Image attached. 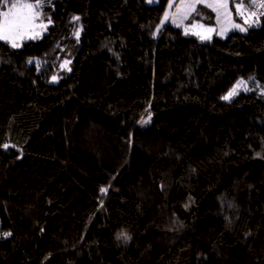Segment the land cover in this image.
<instances>
[{
	"label": "trees",
	"instance_id": "trees-1",
	"mask_svg": "<svg viewBox=\"0 0 264 264\" xmlns=\"http://www.w3.org/2000/svg\"><path fill=\"white\" fill-rule=\"evenodd\" d=\"M29 1L46 32L0 40V264H264V16L201 40L166 0Z\"/></svg>",
	"mask_w": 264,
	"mask_h": 264
},
{
	"label": "snow or ice",
	"instance_id": "snow-or-ice-1",
	"mask_svg": "<svg viewBox=\"0 0 264 264\" xmlns=\"http://www.w3.org/2000/svg\"><path fill=\"white\" fill-rule=\"evenodd\" d=\"M196 2L204 3L205 7L212 9V11L217 13V22H220L221 12L224 14L225 20L232 25V27L239 28L240 25L234 24L231 21L230 13H229V5L227 0H196ZM196 2L189 4H181L178 6V11L181 8L187 7L190 12H194L196 10ZM4 5L7 6V0H4ZM251 6V5H250ZM260 7H264V2H262ZM39 4H31V3H12L10 7H8L7 11L0 12V40H9L12 42V47H19L20 45L16 43L17 38H22L26 35L32 33V30L37 27L35 21L39 15L38 12L34 11L35 8H38ZM236 15L244 18V22L248 23V16H256L255 12L249 13L248 16H245L246 8L241 0V3L235 5ZM187 13V14H190ZM167 18V17H166ZM74 19L78 20L79 17H74ZM39 27H45L44 25H39ZM201 27H203L201 25ZM227 31V29H224ZM243 31L244 29L241 28ZM206 31L211 32L213 29L208 28ZM76 36L79 37V31H77ZM204 38V37H202ZM65 63H68L67 61ZM56 78L53 77V80ZM252 79V78H250ZM244 91H250L246 85V82L243 79L236 81V83L229 89L227 94L222 96L223 100H230L233 96L238 94L240 89ZM150 118V117H149ZM142 123H147V121H141ZM5 148L8 145H4ZM102 193L106 192L107 189L102 188L100 190ZM10 235V233L5 234ZM124 236V239H128L125 234H120ZM118 239L120 236L117 237Z\"/></svg>",
	"mask_w": 264,
	"mask_h": 264
},
{
	"label": "rangeland",
	"instance_id": "rangeland-1",
	"mask_svg": "<svg viewBox=\"0 0 264 264\" xmlns=\"http://www.w3.org/2000/svg\"><path fill=\"white\" fill-rule=\"evenodd\" d=\"M158 1L159 0H146V3L155 4V3H158ZM194 2H196V0H166L165 8H164V10L161 14V17H160V24L165 25V24L171 23L175 27L182 28L185 33H192V34L196 35L199 39L205 40V39H211L214 36L224 38V37H226V35L230 31H233V30L241 31V32H247L250 27L255 26L256 23H258L260 21L259 17L248 16L249 13H247V14L245 13V16H248V23H245L244 18L236 15L235 5L239 4V2L237 0L234 1L233 7L230 6V0H227V3L229 5V13H230L231 21L234 24L240 25L239 28L232 27V25L229 24L225 20L223 12H221L220 22L218 23L217 22V13L212 11V9L205 7L204 3H202V2H196V8L202 6V7H205L206 9H208L213 14L212 22H210L209 24H206V25L201 22L202 18H204V17L209 18L207 13H205V16L201 17L200 19H196V20L194 19L191 21H187V18L189 17V14H187V13H189L190 10L187 7H185V8H181L178 11V6L181 4H189V3H194ZM13 3H31L33 5L36 4V3H33L29 0H17ZM11 4L12 3L7 4V6L4 5V7L2 8V10H0V12L7 11L8 7H10ZM34 11L38 12L36 8L34 9ZM35 23H36L37 27L32 30V33L29 35H26L22 38H17L16 43L19 44L23 39H26V38H29V37L35 36V35L39 36V35L46 32V27H47L48 23L39 20L38 17H37ZM39 25H44L45 27H39ZM201 25L203 27H201ZM208 28L213 29V31H211V32L206 31V29H208ZM241 28L244 30L242 31ZM224 29H227V31H225ZM202 37H204V38H202ZM4 41H7L10 44H12V42L9 40H4ZM50 82H55V80L51 79ZM246 85L248 87V83H246ZM240 91H244V90L241 88L238 92H240ZM227 92L225 94H227ZM235 96H233V97H235ZM142 121H147V123H148L149 116L144 117ZM147 123L141 122V126H145Z\"/></svg>",
	"mask_w": 264,
	"mask_h": 264
},
{
	"label": "built area",
	"instance_id": "built-area-1",
	"mask_svg": "<svg viewBox=\"0 0 264 264\" xmlns=\"http://www.w3.org/2000/svg\"><path fill=\"white\" fill-rule=\"evenodd\" d=\"M264 2V0H252L253 10L252 12L256 13V17L264 16V7H260L259 5ZM1 239V235H0Z\"/></svg>",
	"mask_w": 264,
	"mask_h": 264
},
{
	"label": "crops",
	"instance_id": "crops-1",
	"mask_svg": "<svg viewBox=\"0 0 264 264\" xmlns=\"http://www.w3.org/2000/svg\"><path fill=\"white\" fill-rule=\"evenodd\" d=\"M236 1V0H235ZM239 3H241V0H237ZM242 2H243V4H244V6H245V8H246V14L247 13H252V11H251V9H250V4H251V2H252V0H242ZM255 17V16H254Z\"/></svg>",
	"mask_w": 264,
	"mask_h": 264
}]
</instances>
